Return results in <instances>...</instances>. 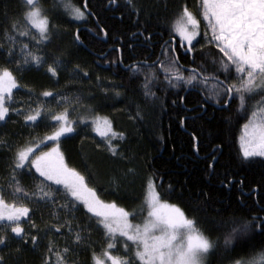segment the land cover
<instances>
[{
    "label": "trees",
    "instance_id": "16d2710c",
    "mask_svg": "<svg viewBox=\"0 0 264 264\" xmlns=\"http://www.w3.org/2000/svg\"><path fill=\"white\" fill-rule=\"evenodd\" d=\"M190 1L192 0H133L136 8L141 9L138 14L127 4V0H88V9L92 15H88V20L83 23V19H74L61 10L54 17L59 33L43 50L47 53V63L42 66L32 64L17 70L15 61L21 59L19 45L30 41L17 37V54L9 57L6 51L9 42L4 36V29L10 18L19 17L23 0H0V45H3L0 48V67L9 68L17 79L19 87L13 91V98L8 105L10 109H20L19 113L10 111L5 122H0V138L7 140L13 150L16 145H23L33 138H36V142L43 140L57 126L50 119L48 111L52 114L59 113L64 107L57 104L58 97H67L70 103L66 107L71 111L69 116L74 119L75 131L61 138L60 148L69 165L88 177V183L97 188L103 199L115 201L134 212L132 220H136L138 214H145L143 201L146 182L150 175L157 176V187L163 199L180 206L189 218L195 216L198 226L211 231L213 238L220 237V251L212 258V264H228L230 256L244 255L264 246V235L250 234L233 251L226 252L224 237L228 230L217 231L204 220L206 216L218 219L234 217L243 222L251 220L253 216H264V211H261L264 208V157L245 158L241 149V136L244 125L251 116V105L242 108L235 93L228 105L224 101L229 97L223 93L220 97L210 98L209 92L216 81H209L211 83L208 84L193 81L192 85L180 81L177 84L174 79L172 82L165 80L164 71L157 65H144L141 66L140 73H133L113 65L115 61H119L117 50L106 54L108 43L113 42L123 48L126 64L137 59L132 58L131 52L127 51L133 37L138 42L134 46V53L140 58L158 53L161 42L175 36L169 25L170 15L182 4L186 3L189 7ZM42 2L47 8L53 0ZM71 2L83 7V0ZM169 6L170 13L166 8ZM100 26L107 30L108 42L99 41L93 36V31L101 34ZM77 30L79 40L74 39ZM30 46L33 45L30 43ZM192 47L193 56L181 57L182 64L200 68L206 76L214 75L226 83L231 82V75L223 70L222 54L218 52L220 50L213 44L204 42L201 35ZM165 55L170 58L169 54ZM56 56L61 57L64 63L54 65L59 75L53 77L46 69L47 64L52 63ZM77 64L88 73L87 76L73 71ZM153 69L159 77L152 88L156 93L152 101L155 106L146 110L143 120L133 121L129 116L135 114V104L145 103L140 84ZM190 74L188 71L184 72L185 76ZM45 91H52L53 96H43ZM116 92L121 95L117 96ZM41 105L44 113L37 122L24 120V116L28 114L27 109H35ZM96 115L109 117L115 130L126 134L127 138L121 147L125 155L133 157L131 163L114 159L104 150V137L95 132L92 121H86L89 116ZM118 142V138L113 140V143ZM44 145L41 149L52 143L44 142ZM97 145L100 146L99 149ZM194 145L198 146V151ZM11 156L12 152L7 146H0V186L7 184ZM209 164H213V167L210 168ZM129 167H135L137 174L135 178L129 177L123 181L118 191L107 183L110 174ZM90 173H94V176ZM38 177V173L25 174L21 177V182L26 189L33 190L34 184L39 183ZM169 185L171 191L168 190ZM52 191L60 197L63 189L55 186ZM202 192L207 197L202 196ZM5 198L12 201L7 191ZM22 200L33 210L39 209V213L33 212L32 219L41 229H45L46 224H63L65 219L73 221L74 231L77 224L81 227L90 224V246L77 248L74 255L78 257L79 264H92V250L99 252L106 243V237L102 227L96 226V221L90 218L91 214L87 213L82 204L77 203L71 214L61 209L56 210L60 213L57 220L51 215V205L38 204L35 200ZM197 205H203L205 211L194 212ZM61 233L48 232L45 235L42 231L40 243L35 249L27 245L17 254L14 249L18 241H13L11 248L0 254L6 257L8 264H41L49 239L58 246L57 250L62 249L66 242H71L72 237L66 228H62ZM117 244L116 241L117 250L114 252L124 253ZM51 255L55 261L54 252Z\"/></svg>",
    "mask_w": 264,
    "mask_h": 264
},
{
    "label": "snow or ice",
    "instance_id": "6c2138e0",
    "mask_svg": "<svg viewBox=\"0 0 264 264\" xmlns=\"http://www.w3.org/2000/svg\"><path fill=\"white\" fill-rule=\"evenodd\" d=\"M127 4L138 14L141 12L133 0H127ZM199 9L197 15L186 3L182 4L176 13L173 31L191 48L193 41L201 34V20L206 22L205 36L208 29L211 30L208 43H214L222 53L224 61L222 66L225 70L231 66L237 73V80L232 83L219 81L218 77L211 75V79L216 83L212 85L209 97H220L223 93L224 96L232 98L235 93L242 108L251 105V116L244 125V135L241 137V149L245 158L264 157V0H200ZM61 10L77 20L92 15L88 11V0H83V7L72 3L71 0H53L47 8L42 0H23L19 17L9 19L8 26L4 29V36L9 42L7 55L14 57L17 54V37L27 38L33 45L20 43L18 51L21 59L15 61L17 70L32 64L42 66L47 63V53L43 50L59 33V26L54 22V17ZM102 31L105 36L108 35L107 30ZM74 39H80L79 30L74 33ZM2 47L3 45H0V48ZM63 63L61 57H53V62L47 64L46 70L53 77H58L59 73L54 65ZM144 64L147 65V62ZM156 64L154 61L149 67ZM158 64L164 71V79L169 82L173 79L177 84L180 81L189 85L197 80L203 84L209 82L210 77L200 68H192L191 74L185 76L177 66L178 57L169 58L167 62L158 61ZM73 71L88 75L79 64L75 65ZM131 71L140 73L142 71L140 63L132 65ZM158 80L155 69L145 75L140 84L145 103L135 104V114L129 116L131 120H143L146 110L154 108L152 101L156 93L152 88ZM16 88L17 80L13 72L7 67H0V121H5L10 111L20 112V109H10L7 106V102L13 98V89ZM116 95L119 96L121 93L116 92ZM43 96L51 97L53 92L45 91ZM60 99L69 102L67 97ZM224 103H228V100ZM26 111L28 114L24 116V120L30 122H37L44 113L42 105ZM48 115L58 126L51 135H45L39 142L33 138L25 141L23 145H16L13 150V146L9 145L7 140L0 138V146H7L12 152L11 163L8 165L10 171L6 177L7 184L0 186V252L10 249L13 241H18L14 249L17 254L27 245L35 249L40 243L42 231L45 235L48 232L62 234V228L67 229L72 237L71 242H66L62 249L57 250L58 246L49 239L41 264H79L78 257L74 255L76 249L90 246V224L85 227L77 224L74 231L73 221L65 219L63 224H46L45 229H41L32 219L33 209L23 201L7 200L5 198L7 191L13 197L35 200L38 204L67 210L69 214L75 210L77 203L82 204L87 213L91 214L90 218L96 221V226L102 227L106 237V243L101 246L99 252L92 250V264H212V258L220 251L218 246L220 237L213 238L211 231L198 226L199 222L195 216L189 218L178 205L163 200L157 187L159 179L157 176L150 175L146 182L143 207L147 210V216L142 224H134L131 219L134 212L128 211L115 201L106 202L101 199L97 189L89 186L88 177L68 165L60 149L61 137L75 131L73 122L69 120L68 108L65 107L57 114H52L49 110ZM92 120L94 130L104 137V150L114 159L131 163L133 157L125 155L121 147L127 138L126 134L116 131L109 117L94 116ZM193 137L195 139L194 134ZM117 138L119 142L113 143ZM45 140L53 142L54 146L47 151H41L40 149L45 146ZM194 147L199 150L197 145ZM97 148L100 146L97 145ZM212 159L214 162L215 157ZM209 167L212 168L213 164H209ZM33 169L34 173L39 174V183L34 184L33 190H28L23 186L21 177L25 174L33 175ZM136 174L135 167L125 168L110 174L107 183L118 191L123 181L129 177L135 178ZM90 175L94 176V173ZM56 185L63 186L62 195L69 203L57 202L56 193L52 191ZM103 187L101 184V189ZM168 190H172L171 185ZM201 195L207 197L206 193L202 192ZM193 211H205V208L203 205H197ZM261 211H264V208ZM51 215L54 219L60 218V213L55 210ZM204 220L217 231L228 230L224 237L226 252L233 251L239 242L250 234L264 235V216H253L251 220L243 222L234 217L218 219L206 216ZM25 224L28 225L27 229ZM117 236L124 240L121 246L124 255H114V251L117 250ZM53 252L55 261L51 255ZM0 264H8L2 254ZM228 264H264V246L244 255L230 256Z\"/></svg>",
    "mask_w": 264,
    "mask_h": 264
},
{
    "label": "flooded vegetation",
    "instance_id": "af4514ba",
    "mask_svg": "<svg viewBox=\"0 0 264 264\" xmlns=\"http://www.w3.org/2000/svg\"><path fill=\"white\" fill-rule=\"evenodd\" d=\"M90 9H88V11H89ZM91 12V11H90ZM82 20V19H81ZM88 20V16H86L82 21H81V23H83V22H85V21H87ZM85 26V28L87 29V30H89V27L87 26V25H84ZM102 27L100 26V30H101V34H98L97 32L95 33L93 30V32H92V34H93V36L96 38V39H98L99 41H102V42H108V35L107 36H105L104 34H103V31H102ZM103 30H105V29H103ZM90 31V30H89ZM172 39H174V37H169V38H167V40H165L164 42H161V45H160V51L158 52V53H156V54H154V55H152V54H150L149 56H146V58H140L141 56H137V54H135L134 52H135V49H134V46L138 43L137 42V38L136 37H133L132 38V44L131 45H129V47H128V49H127V46H126V49H127V51L128 52H131V55H132V58H137V59H135V60H133L132 62H130V63H125V61H124V57H123V55H124V52H123V48H121L117 43H113V42H110V43H108V49H107V51H106V54L109 52V51H111V50H117L118 51V54H119V61H115L114 62V66L115 67H120V68H122V69H124V70H131V66L132 65H134V64H136V63H140V65L141 66H144L145 64H144V62L146 61L147 62V65L146 66H149L150 64H153V62L154 61H156L157 62V67H159V64H158V61H165V62H167V60L169 59V58H166V55L165 54H169L170 55V58L171 57H178V64H177V66L178 67H180L181 68V70L183 71V72H186V71H188L189 73H191L190 72V70L192 69V68H194V67H189V66H187V65H184V64H182V61L180 60V58L181 57H191V56H193V47H191V48H189L188 47V45H183L181 42H180V40H177L176 38V41H177V44L175 45V43L173 42V40ZM150 39H148V41H149ZM114 42H116V41H114ZM122 43H123V41H122ZM140 43V42H139ZM124 44V43H123ZM122 45V44H121ZM125 45V44H124ZM141 45V44H140ZM142 46V45H141ZM125 47V46H124ZM152 55V56H151ZM161 69V68H160ZM163 70V69H162ZM193 84V83H192ZM191 84V85H192ZM191 87V86H190ZM219 102H221V99L219 100ZM211 103V102H210ZM212 104H214V105H219V104H215V103H213L212 102Z\"/></svg>",
    "mask_w": 264,
    "mask_h": 264
},
{
    "label": "rangeland",
    "instance_id": "374dc122",
    "mask_svg": "<svg viewBox=\"0 0 264 264\" xmlns=\"http://www.w3.org/2000/svg\"><path fill=\"white\" fill-rule=\"evenodd\" d=\"M199 4H200V0H192V1H190V6H189V9L190 10H192L193 12H195V13H197V15H199V11H200V9H199ZM167 8V10L169 11V13H170V6L169 7H166ZM180 9V7L177 9V10H175L173 13H172V15H170V17H169V19H170V21H169V25L170 26H172L173 25V23H174V20H175V18H176V13L178 12V10ZM75 19V18H74ZM205 24H206V22L204 21V20H201V36H202V39H203V41L204 42H206V43H208V40L211 38V30L210 29H208V33H207V36H205ZM200 35L199 36H197V38H196V40H194L193 41V43H192V45L199 39V37H200ZM172 37H174V38H176L177 40H180V42L184 45H187V42L186 41H183L182 42V40H181V38L179 37V35L177 34V33H175V36H172ZM214 46H215V44L214 43H212ZM219 50V49H218ZM219 53H220V51H218ZM220 54H222V53H220ZM224 62V61H223ZM223 62H222V64H223ZM223 70L227 73V74H230L231 75V82L230 83H232L233 81H236L237 80V73H236V71H235V68L234 67H229L227 70H225V68L223 67ZM14 75V74H13ZM15 76V75H14ZM210 78H209V81H214V80H212L211 79V76H209ZM17 80V79H16ZM197 82H202V81H199V80H197ZM211 82H208V83H211ZM19 87V84H18V82H17V88ZM16 88V89H17ZM15 89H13V91H14ZM60 97H62V96H60ZM60 97H58V100H57V104L60 106V107H66V106H68L69 105V103H70V101L69 102H65V101H62L61 99H60ZM229 100V99H228ZM238 100H239V98H238ZM9 103H10V101H8ZM8 102H7V106L10 108V105H8ZM62 111V110H61ZM71 111L68 109V115H69V113H70ZM91 114V113H90ZM97 116V115H96ZM92 117H94V116H89V119L87 118L86 119V121H92L91 123H92V125H93V127L95 128V125H94V123H93V120H92ZM100 117H105V116H100ZM69 120L70 121H72L73 122V124H74V119H71L70 118V116H69ZM0 122H5V121H0ZM76 122V121H75ZM112 125H113V128H114V124H113V122H112ZM58 126V125H57ZM56 126V127H57ZM55 127V128H56ZM74 127V126H73ZM55 128H54V130H55ZM115 129V128H114ZM53 130V131H54ZM52 131V132H53ZM52 132L51 133H49L48 135H51L52 134ZM96 132V131H95ZM97 134H99L98 132H96ZM67 135V134H66ZM100 135V134H99ZM244 135V128H243V132H242V136ZM241 136V137H242ZM44 142H51V141H47V140H45ZM52 143V145H50L49 147H46L45 149H40L41 151H47L49 148H51V147H53L54 145H53V142H51ZM58 186H62V185H58ZM89 186L90 187H94V186H92V185H90L89 184ZM63 187V186H62ZM96 188V187H95ZM97 189V188H96ZM47 190V189H46ZM99 194V193H98ZM11 195V194H10ZM60 197H58V195L56 194V199H57V202L58 203H60V204H64V203H68V201L67 200H65L63 197H62V195H59ZM11 197H12V200L13 199H17V202H20V201H23L22 199H23V197H19V198H17V197H13L12 195H11ZM101 197V196H100ZM162 198V197H161ZM101 199H103L102 197H101ZM163 199V198H162ZM104 201H106V202H111V201H107V200H105V199H103ZM163 200H165V199H163ZM166 201H168V200H166ZM169 203H172V202H170V201H168ZM143 204H144V201H143ZM173 204V203H172ZM119 205V204H118ZM177 205V204H176ZM121 206V205H120ZM123 207V206H122ZM180 207V206H179ZM52 208H53V206H52ZM181 208V207H180ZM182 209V208H181ZM58 211L59 209L57 208V209H52V212L53 211ZM128 210V209H127ZM63 211H65V212H67V210H63ZM33 212L35 213V214H37V213H39V209H34L33 210ZM37 212V213H36ZM143 212L145 213V214H138L137 215V219L136 220H132V222L134 223V224H142L143 223V221H144V219H145V217L147 216V210H146V208H144L143 207ZM25 226V228L27 229V227H28V225L27 224H25L24 225ZM123 239H121L119 236H117V245H119L120 247L122 246V244H123ZM130 247H131V245H130ZM120 250L122 251V252H124L123 250H122V247L120 248ZM134 250V249H133ZM125 253H115L114 252V255H124ZM54 261V260H53Z\"/></svg>",
    "mask_w": 264,
    "mask_h": 264
},
{
    "label": "water",
    "instance_id": "95a60500",
    "mask_svg": "<svg viewBox=\"0 0 264 264\" xmlns=\"http://www.w3.org/2000/svg\"><path fill=\"white\" fill-rule=\"evenodd\" d=\"M172 40H173V42H174L175 45H176V44H177L176 39L174 38V39H172ZM219 81H222V80L219 79ZM223 82H224V81H223ZM233 94H234V93H233ZM233 97H234V95H233ZM233 97H232V98H229L228 103H227L226 105H228V104L232 101ZM226 105H225V106H226Z\"/></svg>",
    "mask_w": 264,
    "mask_h": 264
},
{
    "label": "crops",
    "instance_id": "0c3cea01",
    "mask_svg": "<svg viewBox=\"0 0 264 264\" xmlns=\"http://www.w3.org/2000/svg\"><path fill=\"white\" fill-rule=\"evenodd\" d=\"M62 138V137H61ZM61 149V148H60ZM62 151V150H61ZM65 155V154H64ZM65 159H66V157H65ZM67 161V160H66ZM68 163V162H67ZM68 165H69V163H68ZM70 166V165H69ZM71 167V166H70ZM49 183H51V182H49ZM56 186H58V185H56ZM58 187H61L62 189H63V187L62 186H58Z\"/></svg>",
    "mask_w": 264,
    "mask_h": 264
}]
</instances>
